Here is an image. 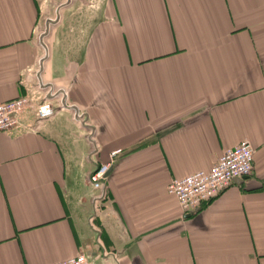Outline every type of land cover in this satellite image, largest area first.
Masks as SVG:
<instances>
[{"label":"crops","instance_id":"obj_1","mask_svg":"<svg viewBox=\"0 0 264 264\" xmlns=\"http://www.w3.org/2000/svg\"><path fill=\"white\" fill-rule=\"evenodd\" d=\"M73 6L82 30L59 31L44 61L41 1L0 0V102L42 80L70 104L0 131V264H264V0ZM243 140L254 172L184 213L170 181ZM119 148L97 198L91 172Z\"/></svg>","mask_w":264,"mask_h":264},{"label":"built area","instance_id":"obj_2","mask_svg":"<svg viewBox=\"0 0 264 264\" xmlns=\"http://www.w3.org/2000/svg\"><path fill=\"white\" fill-rule=\"evenodd\" d=\"M39 78V77H38ZM68 91L58 90L55 86L46 85L38 80L24 95L0 102V131L13 134L17 131L35 128L34 122L47 120L57 111L70 107ZM32 114L33 121L26 115ZM83 112L74 116L76 120H85ZM125 151L123 148L111 151L110 159L98 165L91 172V182L100 190L97 198H104L108 192V172L116 165ZM255 148L249 141H241L235 147H228L220 155L209 171L201 169L185 177H174L169 183L168 192L176 195L184 213L196 212L202 204L212 201L238 178H247L254 172ZM108 189V190H107ZM47 264H98L93 256L83 253L72 255ZM106 264H113L106 262Z\"/></svg>","mask_w":264,"mask_h":264},{"label":"rangeland","instance_id":"obj_3","mask_svg":"<svg viewBox=\"0 0 264 264\" xmlns=\"http://www.w3.org/2000/svg\"><path fill=\"white\" fill-rule=\"evenodd\" d=\"M42 9L41 22L38 23L35 30V42L40 47V55L42 60L45 61L47 57L49 47H51L53 39L58 32L66 29L82 30V22L79 20L68 19L67 10L69 14L74 15L77 13V9H74L73 5L76 0H40ZM67 9V10H66ZM78 14H83L78 12ZM66 20V21H65ZM65 21V22H64ZM76 28V29H75Z\"/></svg>","mask_w":264,"mask_h":264},{"label":"water","instance_id":"obj_4","mask_svg":"<svg viewBox=\"0 0 264 264\" xmlns=\"http://www.w3.org/2000/svg\"><path fill=\"white\" fill-rule=\"evenodd\" d=\"M238 179L240 180V179H243V178L240 177V178H238Z\"/></svg>","mask_w":264,"mask_h":264}]
</instances>
